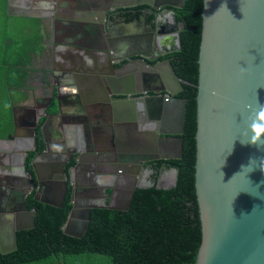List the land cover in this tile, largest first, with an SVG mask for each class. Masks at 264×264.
I'll list each match as a JSON object with an SVG mask.
<instances>
[{"label":"flooded vegetation","instance_id":"1","mask_svg":"<svg viewBox=\"0 0 264 264\" xmlns=\"http://www.w3.org/2000/svg\"><path fill=\"white\" fill-rule=\"evenodd\" d=\"M169 4L155 10L145 3L111 8L106 11L109 28L104 32L99 22H87V26L66 29L81 35L72 38L60 36L59 30L64 28L56 22L53 8L47 21L48 52L40 45L37 65L26 70L23 85L9 86L29 95L26 103H6L9 119L0 134L1 139L10 141L0 149V211L6 210L7 217L13 216L8 211L18 194L26 192L25 206L27 196L41 188L45 168L51 162H64L70 196L73 180L80 181L74 166L81 157L85 180L91 184L85 187L86 197L104 207L119 205L117 189L124 194L132 183L134 189L174 184L175 161L181 157H159L175 151L164 146L171 139L165 133L171 127L169 107L162 104L168 103L167 99L160 102L155 98H167L166 89L177 88L169 82L166 65L180 48L181 23L176 17L182 3L170 0ZM101 7L89 4L87 8L99 11ZM143 97H151L141 99L146 116L136 106ZM154 124L157 127L153 131ZM152 132L156 136L150 135ZM118 154H123L119 160ZM138 155L143 158L138 163H123ZM32 162L36 171L30 166Z\"/></svg>","mask_w":264,"mask_h":264},{"label":"water","instance_id":"2","mask_svg":"<svg viewBox=\"0 0 264 264\" xmlns=\"http://www.w3.org/2000/svg\"><path fill=\"white\" fill-rule=\"evenodd\" d=\"M89 1L91 5L92 0ZM99 1L103 2L99 11L91 9L87 16L83 14L88 22H99L102 32L109 28L106 11L111 8L145 3L155 10L160 5H170V0ZM177 1L178 5L182 3V0ZM74 7L80 9L77 5ZM196 62L193 186L200 242L193 264H264V134L257 147L251 144L249 129V117L264 104V0H202ZM166 67L170 84L177 88L166 89L167 98H155L160 102L167 99L168 103L162 104L169 107L168 125L171 127L165 133L171 139L164 146L167 151L174 148L175 154L159 157L180 158L185 99L176 95L182 85L171 64L167 62ZM141 99L151 97L138 100ZM150 135L156 136V133ZM6 139L0 140L9 144ZM122 155H117L118 160ZM142 159L138 155L123 163H138ZM113 160V164L116 163V155ZM63 165L62 161L48 164L44 173L46 180L40 183L41 188L32 196L33 200L53 207L62 205L67 188ZM30 166L36 171L33 162ZM74 168H78L80 181L74 179L71 185L70 207L61 230L79 238L87 227L90 209L104 205L86 197L85 187L91 184L85 180L87 172L81 157L77 158ZM116 168L117 165L114 170ZM81 171H84L83 177ZM134 187L132 183L124 194L117 189L115 198L119 205L109 204L106 208L126 210ZM38 192L41 196H37ZM25 193L18 194L10 207L11 219L6 216V210L0 211L1 253L16 249V231L34 224V210L24 208ZM34 264L119 263L86 254L64 262Z\"/></svg>","mask_w":264,"mask_h":264},{"label":"trees","instance_id":"3","mask_svg":"<svg viewBox=\"0 0 264 264\" xmlns=\"http://www.w3.org/2000/svg\"><path fill=\"white\" fill-rule=\"evenodd\" d=\"M202 0H182L180 48L171 64L181 79L185 99L181 158L176 162L174 184L133 191L126 210L91 208L83 234L77 238L61 230L70 207L68 189L62 205L53 207L28 195L25 209H33V226L16 231V249L1 253L0 264L56 263L86 254L119 264H193L200 228L193 186L195 93ZM14 8V7H13ZM29 62V59L27 60ZM14 65L10 85H23L25 66ZM38 145V149L41 148Z\"/></svg>","mask_w":264,"mask_h":264},{"label":"crops","instance_id":"4","mask_svg":"<svg viewBox=\"0 0 264 264\" xmlns=\"http://www.w3.org/2000/svg\"><path fill=\"white\" fill-rule=\"evenodd\" d=\"M91 2L94 6H97L98 4L103 5L102 1H99L98 3V1L92 0ZM5 3L6 5H8V7L10 6L12 9H14L15 12H17L16 16H22V17L34 18V19L40 20V32H38L40 33L39 37L37 41L34 42L35 39L32 41L35 45L38 46V48L36 50H33V52L30 53L29 62L26 61L28 63L25 66V69H29L37 65V61L39 58L38 56H40L39 49H40L41 41L44 39L48 40L49 34H50V32H48L49 25L47 21H45L46 28H44L46 34H43L44 23L42 19L47 20L48 18V21H49V18L51 17V14L53 13V8H55L56 10V15H55L56 16L55 19L57 20L56 22L59 23L61 28H64V29L59 30V32L62 33V34L60 33L61 34L60 36L65 37V38L66 37L72 38V37H75L76 35L77 37L81 36L79 34H75L76 32H73V31L67 33L66 29H68L69 27H72L73 25H77V24L87 26V24H84L88 22V20L85 17V14L87 16V14L90 12V10L87 8L90 3L89 0H64V1H61V0H5ZM44 3L47 5L46 7L42 6V4ZM125 3H133V0H126ZM15 4H16V8H15ZM75 5L80 7V9L82 7V10L80 9L76 10V8L74 7ZM83 12H85V14H83ZM79 14H81L83 17H78L79 18L78 19L75 16ZM40 38H41V41L38 42ZM8 90L11 91V92L8 91V101L13 102V103H17V102L26 103L27 102L29 92L26 91L23 93H19V91H15L13 88H10V87L8 88ZM8 119H9V112L3 113V110H2V113L0 114V134L1 135L4 132L5 128L7 127ZM3 146L4 145L2 141L0 140V149H2L1 147Z\"/></svg>","mask_w":264,"mask_h":264},{"label":"rangeland","instance_id":"5","mask_svg":"<svg viewBox=\"0 0 264 264\" xmlns=\"http://www.w3.org/2000/svg\"><path fill=\"white\" fill-rule=\"evenodd\" d=\"M42 6L46 7L44 3ZM17 12L6 5L5 0H0V114L6 112V103L8 101V90L11 74H14V65H22L30 57V53L38 48L32 41H37L40 32V20L16 16ZM15 14V15H14ZM21 14V13H20ZM42 14V13H41ZM43 34H46L44 28ZM29 41V42H27ZM41 41V38L38 42ZM46 40L41 41V48L48 52L45 45ZM42 52L41 50L39 53Z\"/></svg>","mask_w":264,"mask_h":264},{"label":"clouds","instance_id":"6","mask_svg":"<svg viewBox=\"0 0 264 264\" xmlns=\"http://www.w3.org/2000/svg\"><path fill=\"white\" fill-rule=\"evenodd\" d=\"M137 111L143 113L145 116L147 115L146 106L144 102L137 101L136 102ZM250 125L249 129L252 133L251 136V144L260 146L261 136L264 134V104L260 105L259 111L254 114L253 117H249ZM157 125L154 124L152 130H156Z\"/></svg>","mask_w":264,"mask_h":264}]
</instances>
